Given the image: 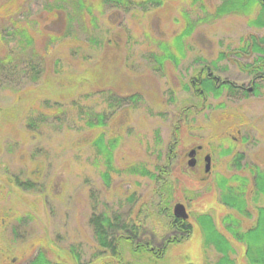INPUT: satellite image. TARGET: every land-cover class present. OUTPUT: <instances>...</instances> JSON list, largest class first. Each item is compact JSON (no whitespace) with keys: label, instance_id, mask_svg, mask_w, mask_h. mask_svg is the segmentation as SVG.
<instances>
[{"label":"rangeland","instance_id":"1","mask_svg":"<svg viewBox=\"0 0 264 264\" xmlns=\"http://www.w3.org/2000/svg\"><path fill=\"white\" fill-rule=\"evenodd\" d=\"M97 1L82 0L79 7L77 0H0V56L12 50L8 62L19 64L8 63L0 72V264H25L40 251L53 262L71 264L73 254L91 260L99 250L89 221L93 211L124 214L128 222L148 212L137 239L160 244L176 231L156 211L154 181L127 170L132 164L153 170L160 163L174 179L170 203L185 205L192 230L168 244L160 258L132 253L126 245L123 257L141 264H213L219 252L203 245L196 215L216 218L218 209L221 218L229 211L217 205L215 176H250L251 163L264 168V79L257 78L255 87L254 73L241 67L258 53H237L248 33L264 37V25L255 22L259 14L264 20L262 6L255 0H165L143 10ZM86 4L90 13L76 9ZM219 6L231 9L215 13ZM10 17L28 25L39 55L5 35ZM189 22L193 29L182 41L178 63L166 60L154 69L152 52H159L160 40ZM39 56L44 72L29 81L24 61ZM201 67L244 89L210 93L200 105L188 79ZM52 103L61 110L51 113L46 105ZM28 109L46 114L35 131L26 125ZM99 112L105 123L89 128L85 119ZM99 129L116 141L109 184L91 143ZM197 146L196 163L189 166L188 151ZM237 152L243 156L235 160ZM26 179L33 187L17 184ZM262 201L249 199L252 216L238 214L243 229L254 223L255 204ZM232 256L234 264L246 261L240 246Z\"/></svg>","mask_w":264,"mask_h":264},{"label":"trees","instance_id":"2","mask_svg":"<svg viewBox=\"0 0 264 264\" xmlns=\"http://www.w3.org/2000/svg\"><path fill=\"white\" fill-rule=\"evenodd\" d=\"M164 1L165 0H98L97 3L100 6L111 5L118 8H141L146 10L154 6H160ZM255 1L260 3V6H262L261 9L264 11V0ZM76 4L80 7L83 5V2L82 0H77ZM85 6H87V8L76 9L87 10V12L90 13L92 8H90L88 4ZM229 9L231 8H220L219 6L215 8V13L220 14L229 11ZM83 13L84 12L81 14L82 17ZM261 19L262 16L259 14L255 22H261V24L264 25V20L262 22ZM9 21H11L9 22V28L3 27L4 31L7 30V34L5 35H7L10 40L14 39L18 41L20 48L26 47L25 49H29V53L31 52L30 55L38 54L35 41L28 25L17 20V17H10ZM192 29L193 24L189 22V24H185L182 29L168 41L160 40L159 52H152L155 58L152 61V67L154 69H160L166 60L178 63L181 54H184V52L181 51L182 41L184 37H187L192 32ZM11 52L12 50H9V52L0 56V72L8 68L5 67L8 63H11L14 67L19 66V64H16L14 61L8 62V58H10L9 53ZM237 53H245L248 57L252 56V58L254 53H258L257 57L255 56L252 61L246 62L245 66L241 65L243 69H247L249 72L254 73L251 81L254 82V86L256 87V79H264V37L254 33H248L243 37L242 43L237 47ZM41 59L42 58L39 56L37 59H33V61H24L26 72L30 71L32 73L31 75L29 74V81L35 82L43 74L44 63ZM188 84L190 88H193L194 93L200 97V105L207 100L210 93H212L213 96H219L224 90H233L235 87L244 89L243 85H236L229 79L220 80L218 76L214 75L211 71L205 70L204 67H201L198 72L189 77ZM254 86H252V89ZM185 87L188 86L185 85ZM250 88H245L246 92L249 91ZM131 97H135V93H132ZM52 104L46 105L50 107L51 113L61 110L60 107L54 105V103ZM27 111L25 118L26 125L29 130L35 131L39 124L37 121L43 120L46 114H42L43 116L39 117L40 114L32 112L29 109ZM79 112L83 117L88 114V111L82 110L81 107ZM85 123L88 124L91 129L101 127L105 123L104 115L101 112L96 113L95 119L88 117L85 119ZM91 139L95 154L98 155V157H95L96 160L100 159L104 164V169L100 171L101 176L105 184H109L110 172L114 171L112 170V159L116 141L114 137L107 138L103 129H99ZM242 156L243 154L241 152H237L235 154V160L241 159ZM236 164L238 165L240 163L238 162ZM248 165V173L250 176H248V174L233 172L228 176L217 174L214 178V184L215 187H217L219 197L217 205L220 207H227L229 209L228 212L224 213L221 218H219L220 213L218 209H216L215 212L216 218L208 212H202L196 215V221L201 229L200 232L203 245L211 244L215 250L219 252L218 259L213 264H234L237 262L236 257L232 256L236 245L242 247V253L246 258L244 264H264V168L256 163ZM148 169L145 168V166L137 164L129 165L127 168L128 171L133 173L147 175L154 181V189L157 197H159L156 211L159 213L158 215H162L168 219L167 226L169 230H174L176 233L166 237L160 244L154 245L150 241L137 239V236L141 235L140 233L143 232L142 226L144 225V218L148 217L150 213L143 211L140 218L134 216L135 219L132 218L133 220L128 222L125 220L127 218L123 217L124 214H114L107 210L99 212L93 211L89 217V221L99 250L93 255V258L88 261L77 260V255L73 254L76 258L71 264H141L136 260L125 259L123 257L125 245L132 253L135 251H147L150 256L152 255L156 258H160L166 253L168 244L178 242L189 235L192 230V223H190L188 219L176 216L172 210L173 205L170 203L169 197L172 196L174 190V179L170 176L171 171L167 168L166 164L161 163L156 164L153 170ZM241 169L244 171L243 165H241ZM16 181L17 184L25 187H33L34 185V182L28 179ZM127 197L129 198V196ZM259 198H262L263 201L255 204L256 218L254 223L246 229H243L241 218L238 217V214L241 217L252 216L248 205L249 199L256 202ZM137 210H139V208ZM234 213H236V215ZM69 253H71V250ZM25 264L70 263L50 261L40 251L34 258L30 259Z\"/></svg>","mask_w":264,"mask_h":264},{"label":"water","instance_id":"3","mask_svg":"<svg viewBox=\"0 0 264 264\" xmlns=\"http://www.w3.org/2000/svg\"><path fill=\"white\" fill-rule=\"evenodd\" d=\"M196 150H197L196 147H191L190 150L188 151L187 164L189 166H193L196 163ZM210 159H211V157H210L209 153L204 155L205 171H208L210 169ZM173 212L176 216H180V217H184V218L188 217V213L186 211L185 205L180 201H178L174 204Z\"/></svg>","mask_w":264,"mask_h":264},{"label":"flooded vegetation","instance_id":"4","mask_svg":"<svg viewBox=\"0 0 264 264\" xmlns=\"http://www.w3.org/2000/svg\"><path fill=\"white\" fill-rule=\"evenodd\" d=\"M197 148H200L199 146H197ZM196 153H197V150H196ZM204 162H205V160H204ZM204 170H205V163H204ZM172 210H173V207H172ZM174 213V212H173ZM189 216V215H188ZM180 217V216H179ZM181 218H184V217H181ZM185 219H187V218H185Z\"/></svg>","mask_w":264,"mask_h":264}]
</instances>
